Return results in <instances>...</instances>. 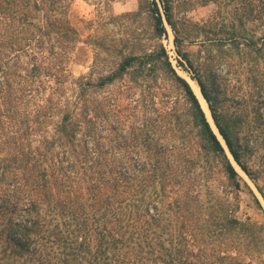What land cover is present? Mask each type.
<instances>
[{
	"label": "trees",
	"instance_id": "1",
	"mask_svg": "<svg viewBox=\"0 0 264 264\" xmlns=\"http://www.w3.org/2000/svg\"><path fill=\"white\" fill-rule=\"evenodd\" d=\"M199 1L214 16L186 23L175 0H146L152 48L132 43L107 74L69 79L70 0H0V264H156L155 247L193 264L162 241L197 224L190 206L220 176L244 183L171 65L164 22L232 159L264 176V0ZM91 241L111 254L88 256Z\"/></svg>",
	"mask_w": 264,
	"mask_h": 264
},
{
	"label": "rangeland",
	"instance_id": "2",
	"mask_svg": "<svg viewBox=\"0 0 264 264\" xmlns=\"http://www.w3.org/2000/svg\"><path fill=\"white\" fill-rule=\"evenodd\" d=\"M199 2L175 0L173 16L176 21L201 23L214 16L217 8L213 1L204 5ZM146 4V0H115L109 4L105 0H70L68 17L78 30L81 41L71 53L69 71L72 77L69 79H76L80 75L98 79L107 74L115 69L121 57L119 51L127 53L132 49V43H137L139 50L152 48L155 40L148 39ZM164 25L167 34L161 36L160 42L177 74L190 83L192 79L189 74L176 62L173 32L166 22ZM183 48L195 51L197 45L195 42H184ZM132 78L128 74L120 79ZM137 79L165 78L158 72L153 78ZM231 88L235 90L233 84L228 86V90ZM248 90L249 85L244 84L240 91L232 94L238 97ZM224 103L222 107L229 105L230 109L234 108L232 102L227 100ZM239 177L244 184L238 190L221 176L214 183L218 189H203L190 206L193 213L198 215L197 224L191 222L183 231V238L174 234L172 241H162L166 248L172 250L173 257L180 254L193 264H264V176L256 180ZM221 188L224 192L220 193ZM228 218L235 219L237 223H228ZM177 248H181L180 253L174 252ZM95 250H100V247L97 248V241H91L88 256L111 254L110 249L106 250V254ZM168 254L166 249L158 250L155 247L152 253H147V258H157L156 264H166Z\"/></svg>",
	"mask_w": 264,
	"mask_h": 264
},
{
	"label": "water",
	"instance_id": "3",
	"mask_svg": "<svg viewBox=\"0 0 264 264\" xmlns=\"http://www.w3.org/2000/svg\"><path fill=\"white\" fill-rule=\"evenodd\" d=\"M197 86H198V84H197ZM198 88H199V87H198ZM199 92H200V91H199ZM194 94H195V93H194ZM195 95H196V94H195ZM200 95H201V93H200ZM196 97H197V96H196ZM201 97H202V95H201ZM202 98H203V97H202ZM203 99H204V98H203ZM198 100H199V99H198ZM204 101H205V100H204ZM205 103H206V102H205ZM200 105H201V104H200ZM201 107H202V106H201ZM206 108H207V110H208V115H209V116H207L205 110H204L203 107H202V109H203V111H204V113H205V116H206V118H207V120H208V122H209L211 128L213 129L214 133L217 135V137H218V139L220 140L222 146L224 147L225 152H226V154H227L229 160L231 161L232 165H233L234 168L236 169L237 173H238L240 176H245V177L248 179V177H247V176L244 174V172L238 167V165L234 162V160L232 159L230 153L228 152L225 143L223 142V140H222L220 134L218 133V131H217V129H216L214 123H213V120H212V118H211V115H210L209 109H208V107H207V104H206Z\"/></svg>",
	"mask_w": 264,
	"mask_h": 264
},
{
	"label": "bare ground",
	"instance_id": "4",
	"mask_svg": "<svg viewBox=\"0 0 264 264\" xmlns=\"http://www.w3.org/2000/svg\"><path fill=\"white\" fill-rule=\"evenodd\" d=\"M190 86H191V88L193 89V91H194V93L196 94V96L198 97V99H199V101H200V104H201V106L203 107V109L205 110L207 116H209V115H208V110H207V108H206V103H205L204 99H203V98L201 97V95H200L199 88H198V86H197L196 81H195V80H190Z\"/></svg>",
	"mask_w": 264,
	"mask_h": 264
}]
</instances>
